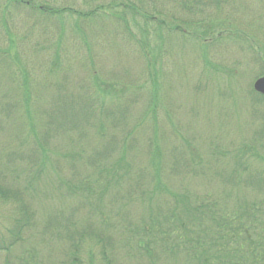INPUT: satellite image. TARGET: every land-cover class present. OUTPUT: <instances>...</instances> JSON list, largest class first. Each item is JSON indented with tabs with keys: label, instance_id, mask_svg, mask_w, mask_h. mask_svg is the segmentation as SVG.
Returning <instances> with one entry per match:
<instances>
[{
	"label": "rangeland",
	"instance_id": "374dc122",
	"mask_svg": "<svg viewBox=\"0 0 264 264\" xmlns=\"http://www.w3.org/2000/svg\"><path fill=\"white\" fill-rule=\"evenodd\" d=\"M185 3L0 0V181L16 196L0 200V236L27 223L0 264H18L20 250L29 264H69L67 227L83 236L80 264H106L103 252L109 264H168L124 247L133 232L150 236L167 196L232 199L248 196L247 178L264 180V104L252 92L264 0ZM115 168L129 181L105 189ZM86 177L97 212L73 194Z\"/></svg>",
	"mask_w": 264,
	"mask_h": 264
},
{
	"label": "trees",
	"instance_id": "16d2710c",
	"mask_svg": "<svg viewBox=\"0 0 264 264\" xmlns=\"http://www.w3.org/2000/svg\"><path fill=\"white\" fill-rule=\"evenodd\" d=\"M179 1H182L184 6L187 0ZM9 2L15 3V0ZM192 3L196 4V1ZM123 6L129 11L134 9L136 14L138 12L130 2L123 3ZM30 7L45 16L60 13L48 11L44 7L42 10ZM142 18L150 20L154 17L145 13ZM260 59L263 61L262 58ZM256 97L258 103H263L261 97ZM83 111L89 113L90 109L84 108ZM104 114L105 117L109 114L107 108ZM69 124L75 126L73 121H69ZM39 152L42 154L41 148ZM31 159L34 163L37 162L36 158ZM76 169L75 165L74 170L77 172ZM82 169L84 168L80 170ZM116 171L117 168L112 171L113 181L104 179L105 189L119 185L127 178L124 175L115 177ZM87 178L89 177L82 178L79 184H76L73 194L78 193L88 206L90 203L91 210L97 212L99 206L94 204L95 194L88 189ZM96 178L101 179L97 176ZM246 183L249 184L246 188L250 190L248 196L247 193H243L244 191L237 190L235 195H232V199L231 196L223 199L219 196L218 199L214 195V197L207 195L198 198L186 191L167 196L164 210L155 213L154 218L149 221L152 232L148 233L150 236H146L147 232H142V229L138 233L133 232L125 239L124 247L128 248V240H130V246L135 245L133 250L142 257L148 260L158 257L168 264H264V210L261 209L264 202L257 200L260 194L264 195V180L255 176L247 178ZM257 187L261 189L257 190ZM14 197L16 196L12 194L11 189L0 181V200L8 202ZM67 224L69 227L73 225L71 222ZM25 226L27 223H24L23 219L14 221L13 229L7 232L9 235L0 236V252H5L9 256L15 249L21 247L18 241L22 243ZM64 231V240L68 243L69 264H80L77 252L82 246L80 242L83 236H79L80 242H75L79 232H71L68 227ZM106 237L104 236L103 239ZM19 255L18 264H29L22 250ZM102 258L106 264L110 263L106 252H103Z\"/></svg>",
	"mask_w": 264,
	"mask_h": 264
},
{
	"label": "water",
	"instance_id": "95a60500",
	"mask_svg": "<svg viewBox=\"0 0 264 264\" xmlns=\"http://www.w3.org/2000/svg\"><path fill=\"white\" fill-rule=\"evenodd\" d=\"M253 90L258 94L264 95V76L258 78L253 84Z\"/></svg>",
	"mask_w": 264,
	"mask_h": 264
},
{
	"label": "flooded vegetation",
	"instance_id": "af4514ba",
	"mask_svg": "<svg viewBox=\"0 0 264 264\" xmlns=\"http://www.w3.org/2000/svg\"><path fill=\"white\" fill-rule=\"evenodd\" d=\"M24 4L27 5V6L36 7V6H34L33 4H31L30 1L24 2ZM36 8H37L38 10H42V9H43L42 6H38V7H36ZM260 76H264V73H263L262 75H260ZM256 79H257V78H256ZM254 94H256V93H254ZM258 96L261 97L262 100H264V95H259V94H258ZM263 104H264V101H263Z\"/></svg>",
	"mask_w": 264,
	"mask_h": 264
}]
</instances>
